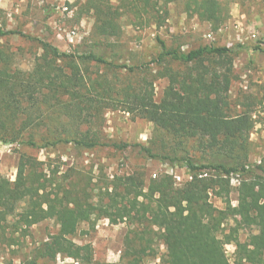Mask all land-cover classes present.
I'll return each instance as SVG.
<instances>
[{"label":"trees","instance_id":"16d2710c","mask_svg":"<svg viewBox=\"0 0 264 264\" xmlns=\"http://www.w3.org/2000/svg\"><path fill=\"white\" fill-rule=\"evenodd\" d=\"M196 2V11L201 16L218 19L219 8L215 2ZM88 8L94 11L95 28L100 34L113 36L121 32L109 0H88ZM8 34L24 35L6 30L0 23V35ZM27 37L39 42L50 68L22 73L0 67L1 142L20 137L17 125L31 127L39 124L37 118L39 121L46 118L68 127L64 133L51 132L52 139L45 140L42 146L60 142H72L86 149L110 145L101 130L103 112L122 104L174 139L210 141L211 158L199 163L180 144L157 148L136 144L147 157L188 168L191 179L176 186L171 176L163 175L151 180L145 188L143 174L133 173L113 180L112 192H108L109 187L106 189L107 201L101 196L98 202H92L78 183L66 187L63 182L68 180L66 175L57 180V172H47L42 161L22 153L14 180L0 174V225L2 220L15 215V226L24 228L25 232L48 218H55L60 226L59 232L43 242L36 256L26 264H37L39 258H55L58 254L91 264L92 245L78 244L73 237L80 223L90 221L93 215L145 223V230L158 227L166 248L163 264H232L225 248L229 243L236 247L233 264H264V157L258 162L248 160L249 136L255 125L252 115L246 111L227 115L221 106L227 103L223 92L230 85L228 72L204 69L195 74L189 71L183 76L170 72L169 83L157 102L153 97V82L147 90L132 81L120 85L105 73L88 80L72 54L61 52L48 41ZM160 43L159 62L171 58L184 65L206 59L212 62L217 56L227 57L244 47L242 43L234 46L209 44L182 51L178 47H167L163 40ZM79 58L82 63L95 62L112 69L103 56L94 52ZM58 61L64 65L57 64ZM117 66L127 69V73L134 71L127 65ZM32 109L40 110L42 115L35 117ZM30 137L23 142L38 146L34 133ZM205 169L214 173L204 176ZM234 174L241 177L237 205L230 199ZM212 195L222 198L225 206L217 207L211 200ZM233 219V225L226 228V223ZM243 227H255L257 231L241 241L239 232ZM127 264H140V259H129Z\"/></svg>","mask_w":264,"mask_h":264},{"label":"rangeland","instance_id":"374dc122","mask_svg":"<svg viewBox=\"0 0 264 264\" xmlns=\"http://www.w3.org/2000/svg\"><path fill=\"white\" fill-rule=\"evenodd\" d=\"M196 1L201 0H109L121 32L107 36L96 30L94 11L88 8V0H0L2 26L24 34L0 35V67L22 73L50 68L39 42L27 37L32 36L52 43L61 52L72 54L88 80L105 73L120 85L132 81L147 90L153 82V97L157 102L169 83L170 72L179 76L204 69L228 72L230 85L223 92L227 103L221 106L227 115L244 111L252 115L255 125L249 136L248 160L258 162L264 157V0H211L219 8L218 19L201 16L196 11ZM159 39L167 47H178L182 51L209 44L234 46L242 43L244 47L227 57L217 56L212 62L206 59L184 65L171 58L157 60L162 52ZM90 52L103 56L112 69L95 62L82 63L80 55ZM57 64L64 65L61 61ZM117 65L133 67L134 71L127 73V69ZM33 114L35 117L42 115L40 110H34ZM136 114L122 104L106 108L101 130L110 145L91 149L72 142L42 146L45 140L52 139L51 132L64 133L68 127L53 119L39 121L37 118L38 125L26 128L17 125L21 132L17 140L0 141V174L14 180L20 155L24 153L42 161L47 172H57V180L66 175L68 180L63 181L66 187L76 182L86 190L92 202H98L101 196L105 197L104 201L108 200L106 189L109 187L108 192H112L116 177L143 174L145 188L151 180L163 175L171 176L176 186L191 179L188 168L147 157L136 144L155 148L180 144L199 163H206L211 158L210 141L174 139L157 130L152 121ZM31 133H34L38 146L23 142L31 138ZM124 144H127L124 148L117 147ZM203 172L204 176L214 173L211 169ZM240 180L238 174L231 176L230 199L233 205L238 203ZM211 200L217 207L225 206L220 197L212 195ZM16 221L17 217L12 215L0 225V264H26L36 256L43 242L59 232L60 227L55 218H48L25 232L24 228L17 229ZM234 221L226 223V228ZM145 228V223L139 224L131 219L93 215L90 221L80 223L73 239L78 244L92 245L91 264H127L134 258L140 259V264H163L166 248L162 230L156 226ZM256 231L255 227H243L239 239L244 241ZM225 248L233 264L235 244H226ZM74 260L77 259L58 254L55 258H39L37 264H75Z\"/></svg>","mask_w":264,"mask_h":264},{"label":"built area","instance_id":"2783aa9c","mask_svg":"<svg viewBox=\"0 0 264 264\" xmlns=\"http://www.w3.org/2000/svg\"><path fill=\"white\" fill-rule=\"evenodd\" d=\"M75 261V264H82V262L79 260V259H77V260H74ZM79 261V262H78Z\"/></svg>","mask_w":264,"mask_h":264}]
</instances>
